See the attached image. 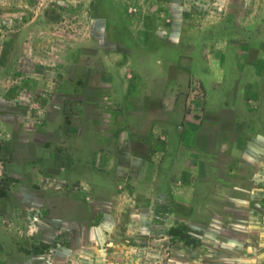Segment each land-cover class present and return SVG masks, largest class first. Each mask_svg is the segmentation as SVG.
Segmentation results:
<instances>
[{"label":"rangeland","instance_id":"374dc122","mask_svg":"<svg viewBox=\"0 0 264 264\" xmlns=\"http://www.w3.org/2000/svg\"><path fill=\"white\" fill-rule=\"evenodd\" d=\"M125 15L181 57L169 100L104 94L106 52L134 39ZM182 109L206 152L153 159L147 122ZM212 189L229 196L215 214ZM187 253L264 264V0H0V264Z\"/></svg>","mask_w":264,"mask_h":264},{"label":"crops","instance_id":"0c3cea01","mask_svg":"<svg viewBox=\"0 0 264 264\" xmlns=\"http://www.w3.org/2000/svg\"><path fill=\"white\" fill-rule=\"evenodd\" d=\"M94 26V24H91ZM109 25L105 22L104 31L109 30ZM145 25V24H144ZM143 25V27H145ZM123 26L134 32L132 41H123L125 44L118 46H110V50L106 52L104 64L108 71H101V83H109L107 92L113 102L121 101L127 96H137L136 99L144 101L147 98L155 100H169V84L171 81L169 69L173 65L180 63V56L174 59L169 58L166 54V48L162 43H155L153 39H146L145 44H139L137 39L140 38V28L136 19V15H125ZM142 55L145 57L142 58ZM147 64L148 70L144 71L141 67V61ZM114 69L117 71L115 72ZM88 79V78H87ZM85 82L84 87L88 88ZM96 88V87H95ZM89 89V88H88ZM120 89L119 99L118 93ZM82 91H85L83 89ZM98 96L102 94L98 91ZM102 94V95H104ZM165 109H171V102L164 103ZM139 122L138 125L146 126L145 122ZM246 124V123H245ZM137 125V124H136ZM137 125V126H138ZM147 125L151 135L155 139V148L153 159L161 157H174L177 151L185 152L184 159L187 160L189 153L198 152V154L206 152V147L200 144L203 141L198 126L194 125L189 119H184L183 109L181 118L170 117L160 119L154 122L148 121ZM245 131V130H244ZM186 162L184 167H189ZM229 197L220 190H209L203 199L209 213L215 214L213 206L216 199L226 201ZM209 202V204H208Z\"/></svg>","mask_w":264,"mask_h":264},{"label":"trees","instance_id":"16d2710c","mask_svg":"<svg viewBox=\"0 0 264 264\" xmlns=\"http://www.w3.org/2000/svg\"><path fill=\"white\" fill-rule=\"evenodd\" d=\"M208 204H209V202H208ZM192 262H193V255H192V253L184 254L181 257V263L182 264H192Z\"/></svg>","mask_w":264,"mask_h":264}]
</instances>
